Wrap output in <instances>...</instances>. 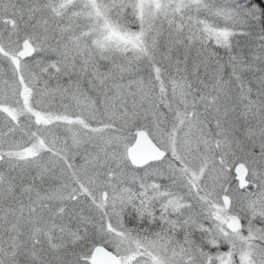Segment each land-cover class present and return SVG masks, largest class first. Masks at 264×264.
<instances>
[{"label": "snow or ice", "instance_id": "snow-or-ice-1", "mask_svg": "<svg viewBox=\"0 0 264 264\" xmlns=\"http://www.w3.org/2000/svg\"><path fill=\"white\" fill-rule=\"evenodd\" d=\"M0 264H264V0H0Z\"/></svg>", "mask_w": 264, "mask_h": 264}]
</instances>
